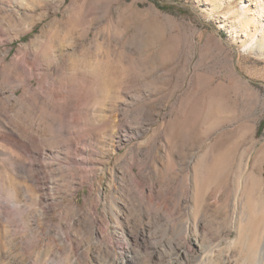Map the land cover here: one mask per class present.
Wrapping results in <instances>:
<instances>
[{
    "label": "rangeland",
    "instance_id": "obj_1",
    "mask_svg": "<svg viewBox=\"0 0 264 264\" xmlns=\"http://www.w3.org/2000/svg\"><path fill=\"white\" fill-rule=\"evenodd\" d=\"M123 254L264 264V0H0V264Z\"/></svg>",
    "mask_w": 264,
    "mask_h": 264
},
{
    "label": "bare ground",
    "instance_id": "obj_2",
    "mask_svg": "<svg viewBox=\"0 0 264 264\" xmlns=\"http://www.w3.org/2000/svg\"><path fill=\"white\" fill-rule=\"evenodd\" d=\"M181 231H182V233H184L186 236H187V238L190 240V239H192L191 238V233H190V226H189V224L188 223H185L183 226H182V228H181ZM187 241V240H186ZM195 242H196V239L194 240ZM197 243V242H196ZM122 248V247H121ZM123 250V249H122ZM124 252V251H123ZM126 253H128V252H126ZM49 260V259H48ZM115 263V262H114ZM113 263V264H114ZM119 264H136V260L134 259V257L132 258L131 256H129V255H125V254H123L122 256H121V258H120V260H119V262H118ZM51 264H56V263H51ZM204 264V263H203Z\"/></svg>",
    "mask_w": 264,
    "mask_h": 264
},
{
    "label": "trees",
    "instance_id": "obj_3",
    "mask_svg": "<svg viewBox=\"0 0 264 264\" xmlns=\"http://www.w3.org/2000/svg\"><path fill=\"white\" fill-rule=\"evenodd\" d=\"M158 6L161 7L162 9H165V10H169L170 9L169 6L162 5V4H158Z\"/></svg>",
    "mask_w": 264,
    "mask_h": 264
}]
</instances>
